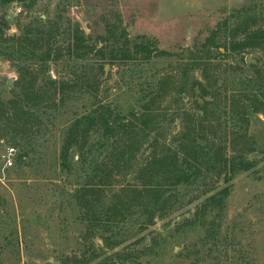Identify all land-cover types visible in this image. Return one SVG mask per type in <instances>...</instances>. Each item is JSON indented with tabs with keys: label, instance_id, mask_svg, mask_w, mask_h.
<instances>
[{
	"label": "rangeland",
	"instance_id": "374dc122",
	"mask_svg": "<svg viewBox=\"0 0 264 264\" xmlns=\"http://www.w3.org/2000/svg\"><path fill=\"white\" fill-rule=\"evenodd\" d=\"M245 8L264 26V0H0V45L11 47V41H2L20 35L26 27L37 29L32 21L43 18L53 22L38 26L44 36L52 33L56 48L63 52L57 62L46 65L18 55L13 59L0 55V110L2 104L30 93L32 77L23 83L19 79L25 65L39 66L36 84L44 85L48 76L57 80L99 77L101 99L124 109H139L154 97L162 79L179 80L190 58H207L209 50L216 58L221 88L232 90L249 80L260 85L264 51L259 45L234 49L232 41L237 11ZM78 28L85 42L97 45L95 52L68 54ZM118 40L122 44L128 40L134 50L139 46L137 58L152 51L151 59L113 61L111 43ZM247 58L257 64L248 63ZM202 73L195 71L197 76ZM86 86L67 91L58 107L47 108L49 100L44 99L35 111L39 125L34 130L28 119H22L19 127H9L0 119V264H97L104 259L113 264H193L196 260L199 264H264V113H251L249 135L254 146L246 158L252 167L232 181L226 211L218 207L210 211L197 231L186 227L210 196L230 184L223 179L200 180L185 188L177 207L148 229L141 230L135 217L119 236V247L109 248L99 237L88 240L87 220L72 197L84 172L69 174L59 161L68 127L93 105ZM172 88H163L161 108L169 113L177 107L192 109L194 103L188 98L180 101L170 96ZM185 118L176 117L170 130L177 132ZM10 148L16 150L14 165L7 167L4 155ZM23 152L26 158L21 163ZM72 153L76 162L78 153ZM211 225L217 229L215 234L210 232ZM180 226L186 231L180 233ZM212 235L221 238L216 247L209 241Z\"/></svg>",
	"mask_w": 264,
	"mask_h": 264
},
{
	"label": "trees",
	"instance_id": "16d2710c",
	"mask_svg": "<svg viewBox=\"0 0 264 264\" xmlns=\"http://www.w3.org/2000/svg\"><path fill=\"white\" fill-rule=\"evenodd\" d=\"M236 18L232 27L234 49L245 50L259 45L264 51V26L259 24V17L245 8L237 11ZM46 22L51 24L53 21L38 18L32 21L37 29L26 27L20 35L12 34L4 39L2 43L11 41L12 44L11 47L0 45V55H5L6 59L18 55L23 57L19 58L21 60L29 59L45 65L49 61L57 62L63 55L62 50L56 48L52 33L44 36L38 26ZM55 27L59 29L60 24L57 22ZM79 31L78 28L67 49L68 54L85 56L95 52L97 45L85 42ZM0 33L3 34L1 29ZM127 41L124 44L119 40L111 43L113 61L151 59L152 51L149 50L143 58H137L139 46L134 50ZM212 53L209 50L207 58H190L183 66L179 80L170 76L162 79L154 97L139 109H124L104 102L98 95L99 77L92 80L78 75L72 80H57L48 76L43 85L35 83L41 73L38 65H25L19 71L21 83L32 77L33 86L25 96L2 104L0 119H5L9 127H19L22 119H28L33 124L31 130L36 129L39 122L35 111L47 99V108L58 107L67 91L81 85L87 84L85 90L94 97L87 113L75 118L68 127L59 155L63 171L69 174L84 172V180L74 186L72 197L81 209V216L87 220L88 240L99 237L107 247H119L122 243L119 236L135 217L139 218L141 230L148 229L177 207L185 188L200 180L223 179L230 184L219 194L210 196L186 227L197 231L205 225L210 211L216 207L221 212L226 211L232 181L252 167L246 158V153L254 146L249 123L251 113H264V82L258 85L249 80L232 90L221 88L220 73ZM250 67L260 72L256 66ZM100 69L103 70V66L100 65ZM197 70L203 73L197 76ZM166 86H173L171 97L180 101L185 97L191 100L194 103L192 109L177 107L169 113L161 108L158 103L165 97L163 88ZM183 116L186 117L185 123L173 133L171 123L176 117ZM222 127L226 128L224 132ZM10 149L15 153V148ZM74 150L78 153L76 162ZM25 153L19 155V162L24 163ZM186 227L180 226V233L185 232ZM209 229L214 234L217 231L213 225ZM219 238L209 237L212 247L218 245ZM123 259H126L122 261L125 263L130 261ZM199 262L196 260L193 264ZM97 264L113 262L104 259Z\"/></svg>",
	"mask_w": 264,
	"mask_h": 264
},
{
	"label": "built area",
	"instance_id": "2783aa9c",
	"mask_svg": "<svg viewBox=\"0 0 264 264\" xmlns=\"http://www.w3.org/2000/svg\"><path fill=\"white\" fill-rule=\"evenodd\" d=\"M14 155V149H10V151L4 155V159L6 161V166L7 167H12L14 165V161L12 156Z\"/></svg>",
	"mask_w": 264,
	"mask_h": 264
},
{
	"label": "water",
	"instance_id": "95a60500",
	"mask_svg": "<svg viewBox=\"0 0 264 264\" xmlns=\"http://www.w3.org/2000/svg\"><path fill=\"white\" fill-rule=\"evenodd\" d=\"M9 19H10V20H13V18H12L11 15L9 16ZM247 62H248V63H251V64H253V65H256V64H257L256 60H255V59H252V58H247ZM10 84H11V82H10Z\"/></svg>",
	"mask_w": 264,
	"mask_h": 264
}]
</instances>
